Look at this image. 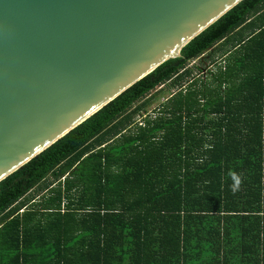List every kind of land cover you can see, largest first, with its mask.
<instances>
[{"label":"trees","instance_id":"16d2710c","mask_svg":"<svg viewBox=\"0 0 264 264\" xmlns=\"http://www.w3.org/2000/svg\"><path fill=\"white\" fill-rule=\"evenodd\" d=\"M214 52L225 60L210 81L193 78ZM168 85L179 89L135 124ZM0 264H264V0L2 181Z\"/></svg>","mask_w":264,"mask_h":264},{"label":"water","instance_id":"95a60500","mask_svg":"<svg viewBox=\"0 0 264 264\" xmlns=\"http://www.w3.org/2000/svg\"><path fill=\"white\" fill-rule=\"evenodd\" d=\"M244 0H0V183Z\"/></svg>","mask_w":264,"mask_h":264},{"label":"rangeland","instance_id":"374dc122","mask_svg":"<svg viewBox=\"0 0 264 264\" xmlns=\"http://www.w3.org/2000/svg\"><path fill=\"white\" fill-rule=\"evenodd\" d=\"M212 56H214V58H211ZM212 56L208 57L204 60L198 61L197 63H195V64H197V65H194L195 67L194 66L190 67L193 70V76H192L193 78L201 80V82H204L207 80L210 81L211 73L217 72L220 64H223L224 60H225V56H222V53H220V52H214V54ZM200 68H203L204 70H200ZM186 82H184L183 85L186 84ZM178 89H179L178 87L171 89L169 87V85L159 87L154 92L156 95H154V100L152 101V103L146 108V110L142 111L135 118V124L139 125V122H141V117L143 115L145 118L146 116H153L154 114H158L162 105L164 104V102H166V100L169 99L172 94H174L176 91H178ZM54 182L55 181L51 177L48 178V180L46 181V183L50 184V185H53ZM47 194L48 193L44 192L43 190H40V188H39V189H36L30 195V199L42 200L44 198V196H47Z\"/></svg>","mask_w":264,"mask_h":264},{"label":"clouds","instance_id":"9594fccd","mask_svg":"<svg viewBox=\"0 0 264 264\" xmlns=\"http://www.w3.org/2000/svg\"><path fill=\"white\" fill-rule=\"evenodd\" d=\"M228 176L232 181V183L229 185L230 190L235 194L236 192L240 191L243 179L239 173L232 170L229 171Z\"/></svg>","mask_w":264,"mask_h":264},{"label":"built area","instance_id":"2783aa9c","mask_svg":"<svg viewBox=\"0 0 264 264\" xmlns=\"http://www.w3.org/2000/svg\"><path fill=\"white\" fill-rule=\"evenodd\" d=\"M175 93H176V92H175ZM175 93H174V94H175ZM143 118H144V117H141V122H140V124H142V123H143V120H142Z\"/></svg>","mask_w":264,"mask_h":264}]
</instances>
